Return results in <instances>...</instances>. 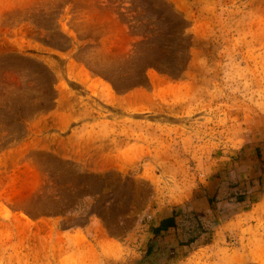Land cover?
<instances>
[{
  "label": "rangeland",
  "instance_id": "obj_1",
  "mask_svg": "<svg viewBox=\"0 0 264 264\" xmlns=\"http://www.w3.org/2000/svg\"><path fill=\"white\" fill-rule=\"evenodd\" d=\"M234 175L172 264H264V0H0V264H134Z\"/></svg>",
  "mask_w": 264,
  "mask_h": 264
},
{
  "label": "trees",
  "instance_id": "obj_2",
  "mask_svg": "<svg viewBox=\"0 0 264 264\" xmlns=\"http://www.w3.org/2000/svg\"><path fill=\"white\" fill-rule=\"evenodd\" d=\"M219 188V184L215 185L206 196L208 212L175 207L160 218L151 229L143 255L134 264H172L200 245L210 243L213 229L219 222L215 214L216 202L225 198L239 204L248 198L245 186L241 185V180L236 175L228 179L221 197ZM227 212L224 211L220 219H227Z\"/></svg>",
  "mask_w": 264,
  "mask_h": 264
}]
</instances>
